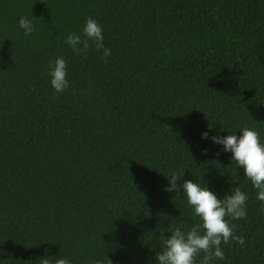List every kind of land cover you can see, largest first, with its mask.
<instances>
[{
  "label": "trees",
  "instance_id": "trees-1",
  "mask_svg": "<svg viewBox=\"0 0 264 264\" xmlns=\"http://www.w3.org/2000/svg\"><path fill=\"white\" fill-rule=\"evenodd\" d=\"M20 16L34 17L28 36ZM88 17L109 56L64 42L84 39ZM261 102L264 0H0V264H155L164 236L198 222L181 189L165 191L173 173L218 198L245 192L246 216L230 221L243 244L213 264H264L255 190L200 135L248 127L264 143Z\"/></svg>",
  "mask_w": 264,
  "mask_h": 264
},
{
  "label": "clouds",
  "instance_id": "clouds-1",
  "mask_svg": "<svg viewBox=\"0 0 264 264\" xmlns=\"http://www.w3.org/2000/svg\"><path fill=\"white\" fill-rule=\"evenodd\" d=\"M33 18H18L16 25L24 36L34 31ZM81 32L84 39L75 33H69L65 37L64 42L74 54L83 56L91 43L95 50L101 52L102 57L110 55L111 50L104 44L101 26L95 19L86 18ZM47 75L49 85L56 93H61L69 87L63 57L49 61ZM227 132V135L210 136L209 131L205 130L200 135L201 139L210 140L220 145L223 152L230 153V161L242 169L243 176L255 190L260 213L264 215V143L260 142L258 132L248 127H240L239 135L237 132ZM178 178L180 177L173 173L167 179L165 191L181 189L183 198L191 207L193 216L198 218V222L191 224L186 230L177 226L167 237L164 236L162 249L154 254L155 264H197L195 257L201 252L203 256L200 257L199 264H213L216 259L223 260L222 244H227L230 239L243 244V237L234 234V225L230 221L246 216L247 194L239 187H231L222 198H218L206 185L201 186L193 180H183L177 185ZM49 257L51 256L40 258V264H72L66 257Z\"/></svg>",
  "mask_w": 264,
  "mask_h": 264
}]
</instances>
